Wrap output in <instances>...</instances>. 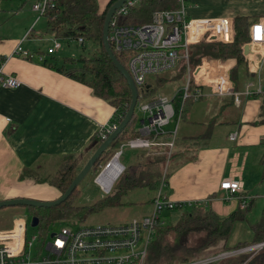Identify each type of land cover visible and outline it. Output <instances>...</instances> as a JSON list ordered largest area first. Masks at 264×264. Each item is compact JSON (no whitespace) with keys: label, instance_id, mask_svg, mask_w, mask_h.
<instances>
[{"label":"built area","instance_id":"2783aa9c","mask_svg":"<svg viewBox=\"0 0 264 264\" xmlns=\"http://www.w3.org/2000/svg\"><path fill=\"white\" fill-rule=\"evenodd\" d=\"M144 0H126L119 7L109 24L108 41L112 52L126 53L127 72L132 78L138 92V99L134 111L143 114L137 116L138 137L122 144V149L154 150L166 147V155L171 158L174 143H163L160 140L176 137L174 132H164L163 128L173 120L177 124L184 101L192 99L197 102L205 97L230 98L232 104L239 108L244 100L264 96V84L259 78L262 61L256 62L249 69L254 73L255 84L249 83L241 91L235 89L231 79V72L236 66L234 59L222 60L202 57L197 66L190 62L191 48L200 44L232 42L233 20L229 18H191L185 2L188 0H174L178 4L175 10H156L149 16V21L142 23H126L131 13ZM147 1V0H146ZM53 0H39L32 6L37 14V20L44 18L51 21L45 14L52 9ZM134 14V13H133ZM135 21V20H134ZM249 53L254 48L263 50L260 58L264 57V17L248 26ZM54 45L48 49L46 56L54 55L61 50L60 40H53ZM79 40L77 44H81ZM12 56L32 60H44V56L23 51L17 46ZM0 58V87L15 89L20 82L13 76L1 73ZM175 70L174 76L183 72L182 86L172 98H162L160 95L141 100L144 91L149 86L148 77L159 76ZM193 72V75H192ZM207 90V91H206ZM175 106H177V111ZM120 123L114 117L100 128L98 138L106 140ZM236 133L229 135V140L237 141ZM122 151L99 166L94 178L95 185L102 194L109 195L112 185L125 172L120 163ZM166 189L165 174L161 178L159 190L154 194L151 210L140 219H132L123 225H95L77 227L73 222L71 227L62 226L58 232H53L49 238L40 230L38 236H28L30 226L29 217H15L9 229H0V264H144L147 246L153 240L157 226L164 225L161 216L178 210H186L192 204L175 202L164 196ZM219 190L228 199L238 201V209L245 211L248 198L240 196L243 192V182L240 178L224 179ZM200 208L206 207V202L196 204ZM39 224V223H38ZM42 234V235H41ZM264 250V242L246 245L237 250H223V243L216 249H206L199 257L187 263L180 264H220L230 258L248 255L252 258Z\"/></svg>","mask_w":264,"mask_h":264},{"label":"crops","instance_id":"0c3cea01","mask_svg":"<svg viewBox=\"0 0 264 264\" xmlns=\"http://www.w3.org/2000/svg\"><path fill=\"white\" fill-rule=\"evenodd\" d=\"M234 1L239 5L238 10L229 19L245 17L251 24L264 17V0ZM34 13L32 11L30 16ZM41 19H36L34 26ZM28 30L20 36L17 33L0 35L1 73L20 82L15 89L0 87V202L12 199L57 201L61 196L57 188L32 182L28 177L22 180L20 176L39 174L38 170H42V174L48 161L57 164L58 169L65 157L72 158L76 169H81L94 153L100 128L114 117L113 107L95 97L87 86L43 66L37 58L12 56L17 46L22 48L30 40L34 30L27 34ZM29 50L26 51L51 59L43 51ZM262 53V48L255 47L253 53L244 56L247 71L244 74L239 71V84L233 82L237 91L256 83L254 73L248 68L259 60L262 61L259 78L264 84V57H259ZM198 104L197 111L177 128L172 152L176 166L168 173L164 196L175 202L190 203L194 208H200L196 204L205 201L206 207L202 209L226 217L235 209L230 211L221 203L223 200L219 201L226 197L219 185L227 178L242 181L249 157L246 150L263 147L261 98H248L239 108L230 98L205 97ZM233 133L238 135L235 142L229 140ZM165 139L167 137L160 141H169ZM139 151L143 153L139 157L137 154L135 164L151 162L155 156L149 153L152 150ZM244 191L243 183L240 195L245 196Z\"/></svg>","mask_w":264,"mask_h":264},{"label":"trees","instance_id":"16d2710c","mask_svg":"<svg viewBox=\"0 0 264 264\" xmlns=\"http://www.w3.org/2000/svg\"><path fill=\"white\" fill-rule=\"evenodd\" d=\"M116 1L109 0L105 8L100 11L98 5H96V0H53L52 9H49L45 14L46 17L51 18V21H47V26L51 29L56 40L67 43L74 42L75 44L79 40H82L79 46L83 53L77 58H57L56 53L50 55L51 59L49 60L44 57V60L41 62L43 66L90 88L95 97L107 102L113 107L114 118L119 119L121 122L129 109L131 92L126 80L110 61L104 50L102 41L105 16L109 8ZM163 9H168V4L164 0H144L131 13L133 19L130 17L125 24L131 23L134 25V23L147 22L152 12ZM249 23L248 18L245 17H236L233 19V36L232 42L230 43H204L192 47L190 51V62L192 66H197L202 57L222 60L234 59L236 66L231 72V79L236 85L239 84V71L242 74L247 71L243 47L249 42L247 31L250 25ZM87 44L92 45L93 49L89 50L86 54ZM113 54L116 60L127 70V54L122 52H113ZM182 77L183 72L181 71L180 74L177 73L171 79L181 80ZM168 80L169 78L166 77L154 76L152 82H149L150 87L146 88L141 100L153 97L154 92H156V87L160 85L164 86ZM256 98H261L262 120L260 124L264 125V96H258ZM199 101L194 102L192 99L184 101L180 122L186 121L197 111ZM136 125L137 117L133 115L115 142L110 144L109 148L96 162L98 166L109 156L111 157V154L116 152L112 150L114 144L122 145L138 137ZM167 139L170 140L169 137ZM102 142L103 139H97L94 144L95 150ZM167 149L160 147V153L157 156L155 155L150 163L145 165L133 164L125 168V172L112 185L110 194L92 206L78 208L75 205L74 198L78 193L76 187L66 201L58 206L46 209L26 208V210L30 213L31 217L38 219V223L41 224L40 228L43 226L47 230L46 226L50 223L68 220L79 209L83 212L84 216H89L105 209L129 205L130 203L126 197L130 193L142 188L148 189L152 193H156L159 190L161 178L154 179V175L157 174L156 168L158 165L165 163ZM80 170L76 169L72 158L65 157L51 179H38L36 182L47 183L57 188L62 196ZM261 170L262 178H264V156L261 160ZM166 173L165 178L167 181L168 171ZM29 176L22 174L20 177L24 180ZM147 204L151 205L152 200H149ZM249 209L248 207L246 208V210ZM177 212L179 213V217L175 222H171L170 214H168L164 217L169 220V223L155 228L153 240L147 246L144 264L187 263L199 257L206 249L219 242H223V250L226 251L241 250V248L246 246L239 244L231 249L226 246L233 224L244 219V214L239 209L224 218H220L212 210H204L202 208L191 207L183 211L178 210ZM79 220L82 221V219ZM42 229L40 231L45 235L47 231L44 229L43 231ZM252 230L255 239V243L253 244L264 242V214L263 219L255 224ZM192 236L196 237V244L194 246H187V242ZM248 258V255H240L225 260L220 264H264V250L258 252L252 258Z\"/></svg>","mask_w":264,"mask_h":264},{"label":"rangeland","instance_id":"374dc122","mask_svg":"<svg viewBox=\"0 0 264 264\" xmlns=\"http://www.w3.org/2000/svg\"><path fill=\"white\" fill-rule=\"evenodd\" d=\"M38 0H0V35H15L17 33L18 36H20L22 33H25L28 29L29 34L31 32V29L34 30V32L29 37L30 40H27L22 45V50L26 51L29 50L30 47L33 48V50L29 51H43L47 52L48 49L52 48L54 45L53 42V35L51 33V30L47 27L46 20L41 19L39 23H37L36 26L35 20L37 19V15L34 13V16H30L32 12V5H35V3ZM109 0H96L99 10L102 11L105 6L107 5ZM168 4V9L166 10H175L179 6L174 0H164ZM197 2V3H196ZM196 3V4H195ZM198 5V6H197ZM185 6L189 10V16L191 18H217V17H234V12H237L238 10V3H236L234 0H188L185 2ZM33 19V20H32ZM32 20V22H31ZM233 20V19H232ZM33 23L29 26V23ZM26 27V28H25ZM26 29V30H25ZM26 34V36H27ZM24 35V34H23ZM25 36V37H26ZM61 50L57 52L56 56L58 58H65V57H71V58H77L79 55H81L83 52L81 50V47L74 42H60ZM93 47L90 44L86 45V54L89 52V50H92ZM85 54V55H86ZM176 72L175 70L168 71L167 73H163L159 75L158 77H166L169 78L168 82L163 85L156 87V92H154L155 95H160L162 98H172V96L175 94V92L181 88L182 82L181 80L171 79L175 77L173 74ZM193 75V72H192ZM154 76L148 77V81L151 83ZM156 86V84H154ZM176 111L177 106H175ZM136 117L143 118V114L140 112L135 113ZM182 124L179 122L177 124V121L173 120L168 126L163 128L164 132H174L176 127L180 126ZM179 128V127H178ZM175 141V137H171V140L168 142ZM115 142V141H114ZM113 142V143H114ZM174 143V142H173ZM95 144V143H94ZM262 146L247 149L246 153L248 152V163L246 170L243 174V183L245 184V191L244 195L248 198L247 206L250 208L249 210H246L243 212L244 219L241 221H237L233 224L232 230L230 233V236L226 242V246L231 249L239 244L242 245H251L255 243L254 234L252 227L259 223L263 219L264 214V178H262V170H261V160L264 156V141H262ZM123 145L114 144L112 146L113 152L122 151L121 157L119 159L120 163L125 167H129L130 165L135 164L136 159L139 157L140 154L143 153V151L139 150H131L128 148H123ZM164 148H167L164 147ZM160 148H154V151H150L149 153L153 155H158L160 152ZM174 150V149H173ZM114 154V153H113ZM111 154V157L113 156ZM138 154V157H137ZM166 155V154H165ZM147 156H150L147 154ZM150 156V157H152ZM172 158H168L166 155V161L165 163H162L158 165L156 168L157 174L154 175V179L162 178L163 175H167V171L170 174V172L175 168L176 166V157L172 153ZM110 156L103 161L100 165H102L104 162L109 160L111 158ZM154 158V157H153ZM152 158V160H153ZM86 160V157H85ZM83 160V162L85 161ZM88 161V160H87ZM86 161V162H87ZM83 162L79 164L81 167ZM152 162V161H151ZM52 162H49L44 164L43 172L41 174L42 170H38L39 174L36 172L33 175L28 177V180L32 182H36L38 179H51L55 175V171H57V164H50ZM150 163V162H148ZM86 164V163H85ZM147 163H144L142 165H145ZM99 165V166H100ZM99 166L96 163L94 167L90 170V172L87 174V176L81 181V183L77 186L78 193L74 198V203L78 208L86 207V206H92L99 200L103 199L107 195H104L101 193L99 188L95 185L93 179L97 175V172L99 171ZM82 169V168H81ZM41 174V175H40ZM37 183V182H36ZM38 184H44V183H38ZM155 193H152L148 189L142 188L139 190H136L128 195L126 197L127 201L131 204L125 205L122 207H115V208H109L102 211H99L95 214H91L89 216H84L83 212L79 209L76 211L73 215L70 216L68 220L65 221H58L55 223H50L47 225V230H45L42 226V228L47 231L46 236L49 238V235L53 232H58L60 227L67 226L71 227L70 224L75 222L77 227H85L86 226H95V225H123L131 221L132 219H140L144 215H147L151 210V205L147 204L149 200L154 199ZM125 199V200H126ZM221 202L224 207L226 206L230 211L232 209L238 210V201L235 199H228L225 196L219 198V201ZM218 201V202H219ZM237 205V207H236ZM233 210V211H235ZM83 214V215H82ZM82 215V216H79ZM29 217L28 222L31 218L30 213L26 210L24 207H9V208H3L0 210V229H9L12 227L14 218L15 217ZM170 216L172 219L171 222H175L178 217V212H171ZM84 218V220H83ZM220 218H224V216H221ZM77 219V220H74ZM79 219H82L79 220ZM79 220V221H78ZM160 220H162L164 225L169 223V220L166 219L164 216H161ZM41 224L35 228L28 229V236L31 238L32 236H38L39 230ZM45 227V226H44ZM42 229V230H43ZM43 230V231H44ZM42 235V234H41ZM196 237L192 236L189 241L187 242V246H194L196 244L195 242ZM223 242H219L218 244L209 247L210 249H216L219 246L222 245Z\"/></svg>","mask_w":264,"mask_h":264},{"label":"water","instance_id":"95a60500","mask_svg":"<svg viewBox=\"0 0 264 264\" xmlns=\"http://www.w3.org/2000/svg\"><path fill=\"white\" fill-rule=\"evenodd\" d=\"M126 0H117L108 10L105 21H104V27H103V33H102V41H103V47L105 52L107 53L110 61L114 65V67L118 70V72L123 76V78L126 80L127 85L131 92V103L129 106V109L127 110L125 116L123 117L122 121L118 124L117 128L113 131V133L104 140L100 146L94 151V153L91 155V157L88 159L86 164L82 167L80 172L77 174L73 182L70 184L66 192L60 196L57 201L52 202H39L34 200L28 199H12V200H6L0 202V210L3 208H9V207H24V208H36V209H46V208H52L55 206L60 205L66 199L71 195V193L74 191V189L81 183V181L87 176V174L90 172V170L93 168V166L96 164V162L100 159V157L103 155V153L109 148L110 144L113 143L117 137L120 135V133L125 129V127L130 122L131 118L134 115L137 99H138V92L134 85V82L132 78L130 77L127 70L124 69V67L116 60V57L114 56L110 45L108 41V31H109V24L110 21L115 13V11L122 6V3H124ZM249 46L244 45L243 47V55L247 56L249 53ZM150 86H147L149 88ZM38 225V219L36 217H31L30 220V226L32 228L37 227Z\"/></svg>","mask_w":264,"mask_h":264}]
</instances>
